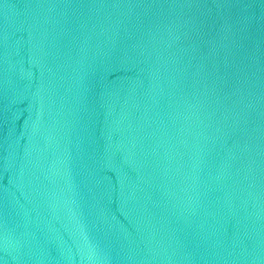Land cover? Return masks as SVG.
Instances as JSON below:
<instances>
[{
	"label": "water",
	"instance_id": "water-1",
	"mask_svg": "<svg viewBox=\"0 0 264 264\" xmlns=\"http://www.w3.org/2000/svg\"><path fill=\"white\" fill-rule=\"evenodd\" d=\"M0 264H264V0H0Z\"/></svg>",
	"mask_w": 264,
	"mask_h": 264
}]
</instances>
